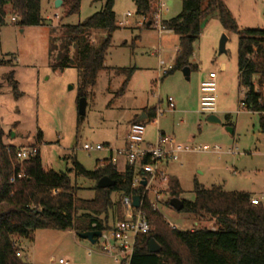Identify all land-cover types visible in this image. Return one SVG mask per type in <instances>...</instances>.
<instances>
[{
    "label": "rangeland",
    "instance_id": "obj_1",
    "mask_svg": "<svg viewBox=\"0 0 264 264\" xmlns=\"http://www.w3.org/2000/svg\"><path fill=\"white\" fill-rule=\"evenodd\" d=\"M223 1L240 28L264 29V0ZM103 4L104 0H81L79 12L65 16L62 8L41 0L45 24L23 28L11 21L6 7L5 23L0 26V126L5 142L10 141L15 147L37 146L43 167L57 172L70 169L73 159L93 170L96 160L111 155L116 168L122 171L125 156L117 151L126 146L131 120L160 102L164 112L154 121H144V138L154 143L157 134L164 132L176 144L188 148L166 165L168 175L176 177L181 185L180 199H194V180L207 188L218 185L227 191L264 195V131L259 125V114L239 107L237 35L222 27L216 11L202 22L190 57L197 68L186 80L181 70L165 76L158 72L159 59L165 67L173 64L178 36L171 31L158 34L152 26H146L145 20L136 15L132 0H114L118 27L111 33L104 63L107 69L86 89L85 114L80 118L76 67H57L55 63L65 38L63 26L78 24L99 11ZM151 4L155 9L156 1ZM180 10V0L166 1L162 19L172 18ZM90 33L93 46L106 36L104 29H92ZM223 35L225 52L219 54ZM74 55L75 49L71 47L70 56ZM116 68H135L121 95L119 91L127 74L116 72ZM11 70L18 82V96L13 95L6 81ZM216 70L215 115L221 121L219 124L209 123L208 115L199 111L200 82ZM168 96L174 100V110L167 108ZM85 143L100 144L107 149L85 150ZM204 145L208 146L207 151L196 150ZM214 147L217 151H213ZM70 178L79 187L78 197H93L96 181L75 177L73 173ZM156 190L160 194L158 211L169 227L189 230L212 226L208 221L197 223L192 214L166 204L170 198L168 183ZM111 199L118 201L120 196L112 193ZM118 218L117 213L108 212L109 224ZM15 241L21 256L33 264H55L52 258H64L73 264L111 263L107 257L94 253L88 256V249L94 247L72 230L39 229L30 238L19 237Z\"/></svg>",
    "mask_w": 264,
    "mask_h": 264
},
{
    "label": "trees",
    "instance_id": "obj_2",
    "mask_svg": "<svg viewBox=\"0 0 264 264\" xmlns=\"http://www.w3.org/2000/svg\"><path fill=\"white\" fill-rule=\"evenodd\" d=\"M132 1L136 15L145 20L146 26H151L155 10L152 0ZM180 1V12L162 20L164 29L178 36V49L165 75L186 66L193 69L190 62L193 44L200 35L203 20L216 11L222 27L237 35L238 86L246 89L244 102L248 110H260L259 94L253 82L264 83V29L240 28L223 0ZM80 3L81 0H62L60 8L65 16H70L79 12ZM6 7L20 28L45 24L41 0H0V26L5 23ZM113 8L114 0H104L99 11L76 25L63 26L65 38L55 66L76 67L78 98L83 97L86 89L96 83L98 74L107 69L104 62L111 33L118 27ZM92 29L106 31L105 38L97 46L91 44ZM71 47L75 49L74 57L70 56ZM134 69H115L127 74L119 95L125 91ZM6 81L13 95L18 96L20 92L13 70L7 73ZM144 111L149 121L155 118L154 107ZM259 125L264 131L263 114H259ZM4 136L0 126V264H33L16 255L20 251L16 238H30L39 229L89 231L92 223L97 230L103 229L109 224L110 210L117 213V220L122 218L120 200L113 201L112 193H118L120 198L141 194L131 187L132 170L125 166L123 171H118L111 158L96 160L93 170L73 159L70 169L57 172L43 167L39 151L18 161L17 147L6 144ZM70 173L96 182L108 176L115 183L107 188L95 185L93 197L82 199L77 196L79 187L72 183ZM167 191L169 199L180 197L182 189L176 177L169 176ZM192 191L193 200L179 198L183 203L181 211L192 214L197 223L208 221L212 226L189 230L171 228L162 214L144 200L142 210L152 230L136 235L130 264H264V205L252 204L250 192L227 191L218 185L207 188L197 180L193 181ZM166 204L169 205V200ZM150 239L160 246L155 253L149 251Z\"/></svg>",
    "mask_w": 264,
    "mask_h": 264
},
{
    "label": "built area",
    "instance_id": "obj_3",
    "mask_svg": "<svg viewBox=\"0 0 264 264\" xmlns=\"http://www.w3.org/2000/svg\"><path fill=\"white\" fill-rule=\"evenodd\" d=\"M166 1L170 0H156V8L152 14V27L161 34L164 31L162 25V9ZM11 21H16L14 16H11ZM171 68V65L165 67V63L159 60V75L164 76ZM216 84H217V70L211 71L207 74L206 78L200 82V102L199 111L202 114L210 115L216 114ZM255 91L259 94L258 105L261 109L252 111L248 110L244 102L246 93L245 88H240L241 99L239 107L247 109L248 111L256 114L264 115V83L259 85L257 81L253 82ZM167 108L173 110L175 108L174 100L171 96L167 97ZM164 112L163 109L156 110V116L151 121H154L157 116ZM145 124L141 120L133 121L129 126V131L126 136V146L118 150V153H123L125 156V166L132 170V189L140 190L141 194L123 195L120 198V205L123 216L120 220H116L107 227L100 229V235L95 238L94 243H90L93 249H88V256L97 254L102 257L110 259L109 264H130V259L135 247L136 235L140 233H149L152 230L144 211L142 210L143 202L146 200L149 205L158 211L160 194L156 190L157 186H166L168 183L169 175L166 170L168 161L178 159V154L181 151L188 150L180 144H176L174 139L163 132L157 134V139L154 143L147 142L144 138ZM85 150H102L107 149L103 145L96 144H83ZM199 151H207L208 146L204 145ZM39 149L37 146L31 147H17L15 151L16 159L23 161L29 157L36 155ZM217 151V147L213 148ZM113 160L112 156L110 157ZM113 163V161H112ZM114 164V163H113ZM21 176V174H18ZM143 182H145L143 184ZM134 195L140 196L138 207H135L132 202ZM250 202L254 205H264V195L252 196ZM91 231L97 230L95 223L91 225ZM89 230V231H90ZM76 234V233H75ZM21 256L20 251L16 253ZM51 261L55 264H73L64 258H52Z\"/></svg>",
    "mask_w": 264,
    "mask_h": 264
},
{
    "label": "water",
    "instance_id": "obj_4",
    "mask_svg": "<svg viewBox=\"0 0 264 264\" xmlns=\"http://www.w3.org/2000/svg\"><path fill=\"white\" fill-rule=\"evenodd\" d=\"M62 3V0H55L54 1V7L55 8H59L60 5ZM225 42H226V37L225 35H223L220 39L219 42V54L224 53L225 52ZM181 72L183 74V76L185 77L186 80H189L190 78V68L188 66L184 67L181 69ZM85 108H86V100L84 97H81L79 99L78 102V113L80 118L82 119L84 117L85 114ZM206 120L209 123H215V124H219L221 123L220 119L215 115V114H210L207 116ZM228 130L230 132H232L231 128H228ZM115 183V181L113 179H111L108 176H104L102 178H100L97 181V187L98 188H107V187H111L113 186ZM145 182H143L144 184ZM132 202L133 205L135 207H138L139 202H140V196L139 195H134L132 197ZM169 205L171 207H173L175 210L180 211L183 207V203L179 198H171L169 199ZM100 235V231L99 230H90V231H78L76 232V236H78L81 239H86L89 243H94L95 242V238L98 237ZM160 249V246L157 244V242L154 239H150L149 241V251L151 253H155Z\"/></svg>",
    "mask_w": 264,
    "mask_h": 264
},
{
    "label": "crops",
    "instance_id": "obj_5",
    "mask_svg": "<svg viewBox=\"0 0 264 264\" xmlns=\"http://www.w3.org/2000/svg\"><path fill=\"white\" fill-rule=\"evenodd\" d=\"M52 4H53V6H54V1L55 0H49ZM141 18V17H140ZM142 20H144L143 18H141ZM120 23V22H119ZM167 31H170V30H167ZM159 60H161V59H159ZM105 63V62H104ZM192 64V63H191ZM193 65V69L192 70H194V69H196L197 68V66L195 65V64H192ZM222 68H223V65H222ZM191 69H190V74H191V71H192ZM158 72H159V63H158ZM150 107H154L156 110L158 109V108H160L161 109V107H160V102L159 103H157L156 105H152V106H150ZM175 109V108H174ZM173 109V110H174ZM135 120H141L143 123H144V121L145 120H147V121H149L148 120V118H147V115L145 114V112H144V110H142V112L140 113V115H138V116H136V117H134L132 120H131V122H130V124L133 122V121H135ZM146 122V121H145ZM164 133V132H163ZM5 138V137H4ZM4 142H5V140H4ZM6 144H8V145H13V146H15V144H13V143H11L10 141L8 142V141H6L5 142ZM112 156V155H111ZM113 158V157H112ZM112 161H114V158H113V160ZM114 163V162H113ZM115 165V164H114ZM116 166V165H115ZM125 168V167H124ZM124 168H123V170H124ZM122 170V171H123ZM119 171V170H118ZM73 233H75V232H73Z\"/></svg>",
    "mask_w": 264,
    "mask_h": 264
}]
</instances>
